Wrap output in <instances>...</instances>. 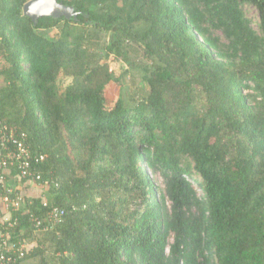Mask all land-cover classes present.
Instances as JSON below:
<instances>
[{
  "label": "trees",
  "instance_id": "16d2710c",
  "mask_svg": "<svg viewBox=\"0 0 264 264\" xmlns=\"http://www.w3.org/2000/svg\"><path fill=\"white\" fill-rule=\"evenodd\" d=\"M27 1L0 0V137L44 155L40 180L4 169L44 189L9 212L36 234L21 264H264V0H59L77 16L36 21Z\"/></svg>",
  "mask_w": 264,
  "mask_h": 264
},
{
  "label": "built area",
  "instance_id": "2783aa9c",
  "mask_svg": "<svg viewBox=\"0 0 264 264\" xmlns=\"http://www.w3.org/2000/svg\"><path fill=\"white\" fill-rule=\"evenodd\" d=\"M35 160L42 161L44 155H34L28 145L22 140L21 133L15 131L2 132L0 137V219L3 225L0 232V264H21V260L27 255L34 241L29 238H17V233L13 229L19 223V218L12 219L9 213L12 210L17 211L26 202L24 195L6 185L7 176L4 169L17 168L21 178L40 180L41 173L34 166ZM4 187V188H3ZM48 205L46 201L44 203ZM28 210V208H26ZM9 213V214H8ZM64 209L58 206H52L47 211L45 219L38 215H32L31 221L35 224V230L53 229L55 225L64 221ZM45 224V226H42ZM18 235H21L19 233Z\"/></svg>",
  "mask_w": 264,
  "mask_h": 264
},
{
  "label": "rangeland",
  "instance_id": "374dc122",
  "mask_svg": "<svg viewBox=\"0 0 264 264\" xmlns=\"http://www.w3.org/2000/svg\"><path fill=\"white\" fill-rule=\"evenodd\" d=\"M248 14H249V16H252V17H254V19L255 18H257V16H258V12H257V10L255 9V8H253V7H251L250 9H248ZM253 25H254V27H256V28H258V25H257V23L256 22H254L253 23ZM48 33L50 34V35H57L58 33H60L59 32V30L58 29H56V28H53V29H50L49 31H48ZM108 34L107 33H105L104 35H102V40H101V43H100V46H99V48H98V55H99V57H101V59H100V63H99V65L101 66H103L105 69H108V68H110V70H112L113 72H114V74L115 75H120L121 73H123L126 69H127V67L125 66L126 64L125 63H123V62H121V61H117L116 59H115V55L114 54H111V55H109V56H106V49H104V42L106 41V39L108 40ZM130 75V74H129ZM135 81L137 82L138 81V83H140V75H139V73H136L135 75ZM67 77V78H66ZM133 77V76H132ZM70 76L69 75H67V76H65L64 78H63V80L62 81H60V83L62 84V85H67L68 83H69V81H70ZM137 83V85H139ZM129 87V86H128ZM128 87H126V85H124V86H121L117 81H111L110 83H108L107 85H106V94H107V96L110 98V100H112V101H115V99H117L118 97H119V95H120V93L121 94H123L124 96H125V99L126 100H128V94H129V92H128ZM153 177L155 178V179H157V176L156 175H154L153 174ZM161 177L159 176L158 177V181L159 182H161ZM195 185H196V187H199V184H198V182H195ZM39 189V192L37 193V195H40V193L41 194H43V192H44V189L42 188V186L41 187H39L38 188ZM200 193H202V191L200 190ZM31 241H35L36 240V234H32V236L31 237H28Z\"/></svg>",
  "mask_w": 264,
  "mask_h": 264
},
{
  "label": "water",
  "instance_id": "95a60500",
  "mask_svg": "<svg viewBox=\"0 0 264 264\" xmlns=\"http://www.w3.org/2000/svg\"><path fill=\"white\" fill-rule=\"evenodd\" d=\"M23 9L25 14L35 21L41 16L71 18L78 14L73 6L59 0H29Z\"/></svg>",
  "mask_w": 264,
  "mask_h": 264
},
{
  "label": "crops",
  "instance_id": "0c3cea01",
  "mask_svg": "<svg viewBox=\"0 0 264 264\" xmlns=\"http://www.w3.org/2000/svg\"><path fill=\"white\" fill-rule=\"evenodd\" d=\"M9 170V169H8ZM6 185H8L9 188H13L15 190L20 191L25 198L32 199L34 196H37V193L39 192V186L36 183L30 182V181H21L17 183H12L11 179H9L7 182H5ZM28 207L27 203L22 204V208Z\"/></svg>",
  "mask_w": 264,
  "mask_h": 264
}]
</instances>
